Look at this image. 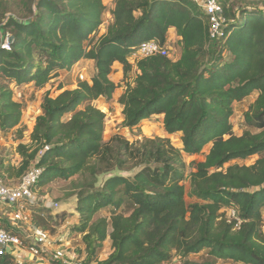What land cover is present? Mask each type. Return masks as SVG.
I'll return each mask as SVG.
<instances>
[{
  "label": "trees",
  "instance_id": "obj_1",
  "mask_svg": "<svg viewBox=\"0 0 264 264\" xmlns=\"http://www.w3.org/2000/svg\"><path fill=\"white\" fill-rule=\"evenodd\" d=\"M228 1L218 0L225 22L212 40L209 17L195 0H114L104 31L102 0H0L1 131L22 116L10 83L41 87L81 59L94 63L93 76L76 88L45 94L32 144L19 143V165H1L8 176L0 174L6 181L20 177L48 146L38 159L43 172L37 185L77 176L79 223L73 230L81 234L83 264H167L174 254L182 264H264V0L244 6ZM10 3L18 11L7 14ZM171 29L177 58L154 54L129 62L141 41L165 45ZM115 63L124 81L117 98L121 125L135 130L159 116L167 136L179 134L181 148L169 137L104 139L105 113L95 103L120 86L109 78ZM252 91L257 94L244 113L245 129L236 135L233 102ZM208 144L202 160L185 162L184 154H200ZM253 155L252 164L231 163ZM135 168L131 177L111 174ZM102 174L108 177L97 186ZM186 195L195 201L187 203ZM105 208L109 220L97 216ZM106 238L111 252L95 260ZM202 250L207 255L201 261L189 258ZM0 264L16 262L4 252Z\"/></svg>",
  "mask_w": 264,
  "mask_h": 264
},
{
  "label": "rangeland",
  "instance_id": "obj_2",
  "mask_svg": "<svg viewBox=\"0 0 264 264\" xmlns=\"http://www.w3.org/2000/svg\"><path fill=\"white\" fill-rule=\"evenodd\" d=\"M12 2V0H9ZM114 0H102L105 5V10L103 13V23L101 25V31H104L108 23L111 21V13L114 3ZM228 2H233L237 6H244L246 0H229ZM11 9H8V13H14L18 11L17 6L13 5V3L8 4ZM7 8V7H6ZM262 8V6H260ZM21 9V7H20ZM22 12V11H21ZM8 37V35H7ZM6 37V38H7ZM5 37L2 41L5 44ZM168 54L170 58H177L180 54V46L177 43V37L174 36L173 33H168L167 38ZM75 65V64H74ZM70 72L64 70H58L57 73L54 74L43 86L37 87L33 83L15 85L14 83L9 84V88L12 91V99L21 102L22 104V116L20 122L17 126L8 131L0 130V174L2 176H8L7 173L4 172V169L1 165L11 164L13 166H18L20 163V155L17 151V145L19 143L31 145L30 132L32 122L37 114H39V106L42 102L45 94H49L51 96L56 95L61 90L59 87L63 86L64 89H74L77 87V84L81 79L79 78V74H82L85 79H89L93 76L95 69L93 62H84V64L79 65L77 67L73 66ZM113 71L111 72L109 78L114 83L120 85L111 98H99L96 101V106L101 109L105 113L104 118V139H108L110 136L117 134L126 138L129 142H134L136 140H142L143 138H153V137H169L167 136L163 125L161 123V118L159 116H151L147 120L143 121L140 125L139 129L135 130H127L122 125V115H121V106L117 101L118 95L123 88V72L122 67L118 64H114L112 67ZM129 74V73H128ZM131 79L133 77V72L129 75ZM257 92L252 91L247 97L242 99L241 101L233 102V114L230 117V121L232 123V130L234 134L240 135L245 129L244 124V113L248 109L249 105L254 101ZM18 128L21 130V134L19 136ZM252 131L256 132L258 130L253 129ZM171 143L181 148L182 144L179 139V134L170 136ZM209 149V144L206 145L202 149V153L194 154V155H186L184 154V160L187 164H189L192 160H202L204 154L207 153ZM258 158V155H253L245 160H237L232 161L237 162L239 164H252L255 159ZM137 168L131 171H118L114 170L111 174H118L124 176H132L136 172ZM191 171V167H187L185 174ZM108 174H102L98 178L97 186H101V184L108 177ZM14 177V176H12ZM7 178L8 181L13 180L14 178ZM78 180L77 176H74L69 179H55L52 182L48 183L45 186L37 185V193L38 195L47 200L48 202H57L59 206L56 209L47 208L39 205H32V220L36 223V226L40 228L41 231H47L50 236L53 238H61L62 242L59 244H64L63 252L72 255L77 259L83 261L86 258V254L84 252V245L81 241V234L73 230V226L79 223L78 215L76 212V204H77V196L73 194L76 192L75 183ZM186 193L189 190L188 186V178L184 182ZM185 200L187 203L195 201L194 198L185 196ZM0 208H5L4 206H0ZM230 214V210L228 212ZM262 217L264 220V208L261 211ZM63 214V217L61 216ZM97 216H106L109 220V210L108 208L102 209L97 213ZM53 219H51V218ZM51 219V220H50ZM46 228V229H45ZM111 230L108 225L107 231ZM59 244L57 248L59 247ZM111 252L110 240L106 238V240L102 244V248L95 260H104L107 258L109 253ZM171 254H174V251H171ZM206 250H202L197 254H192L189 258L201 261L206 256ZM181 261L179 256L174 254L172 256L171 261ZM169 263V262H168ZM43 264H54L50 260ZM91 264H95L93 261ZM216 264H234L230 260H218Z\"/></svg>",
  "mask_w": 264,
  "mask_h": 264
},
{
  "label": "built area",
  "instance_id": "obj_3",
  "mask_svg": "<svg viewBox=\"0 0 264 264\" xmlns=\"http://www.w3.org/2000/svg\"><path fill=\"white\" fill-rule=\"evenodd\" d=\"M205 14L209 17V37L214 40L223 30L225 17L223 6L218 0H195ZM2 47L8 48V42ZM168 44L160 45L155 40H143L128 58L131 64L139 58L160 54H168ZM84 80V76L79 74ZM88 80V79H85ZM48 146L39 151L37 157L31 162L28 169L20 177L6 181L0 177V255L7 252L13 256L16 264H43L49 260L54 264H83L80 259L63 252L64 244L61 238H53L47 231H41L32 220V205L41 204L44 207L56 209L57 202H48L37 193V182L42 176L43 167L38 165V159ZM4 214V215H3ZM231 217L235 218V211L230 209ZM6 216V219L3 217ZM9 227L7 229L3 225ZM240 220H236L238 227ZM59 244L60 248L54 247ZM167 264H182L181 261H169Z\"/></svg>",
  "mask_w": 264,
  "mask_h": 264
},
{
  "label": "crops",
  "instance_id": "obj_4",
  "mask_svg": "<svg viewBox=\"0 0 264 264\" xmlns=\"http://www.w3.org/2000/svg\"><path fill=\"white\" fill-rule=\"evenodd\" d=\"M169 32H171V33H173L174 34V36H175V33H174V31H173V29H171ZM177 37V36H176ZM93 62L92 60H87V59H81V60H79L74 66L75 67H77V66H79V65H82V64H84V62ZM115 64H118V65H120L119 63H115ZM73 69V68H72ZM94 69H95V67H94ZM40 110V109H39ZM35 119V118H34ZM34 124V120H33V122H32V125ZM33 127V126H32ZM32 127H31V129H32ZM4 215V214H3ZM5 219H6V216H3ZM4 219V220H5Z\"/></svg>",
  "mask_w": 264,
  "mask_h": 264
}]
</instances>
